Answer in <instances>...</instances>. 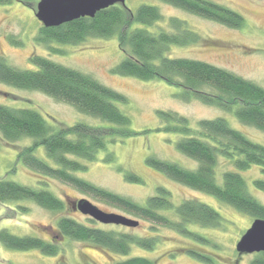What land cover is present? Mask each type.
Instances as JSON below:
<instances>
[{
    "label": "trees",
    "instance_id": "16d2710c",
    "mask_svg": "<svg viewBox=\"0 0 264 264\" xmlns=\"http://www.w3.org/2000/svg\"><path fill=\"white\" fill-rule=\"evenodd\" d=\"M11 1L0 0V5H7ZM160 1L230 29H240L244 23L239 13L215 0ZM161 20L163 16L158 8L151 5H140L135 12L115 5L98 11L93 18L83 17L57 27L40 26L35 41L51 52L63 53L52 44L74 46L88 38L116 37L118 48L124 57L113 68L114 74L141 81L162 80L181 89L175 94L180 101L195 99L205 105L231 112L241 124L264 133V89L209 63L168 57L171 46L195 45L199 36L189 28L185 20L176 17L168 18L167 29H147ZM136 24L142 27H137ZM29 62L35 69L20 70L8 65L4 57L0 56V83L16 89L40 92L58 102L71 105L79 113L99 119L102 125L91 126L76 122L66 127L51 126L36 110L0 105L2 141L13 144L23 139L32 140L30 145L20 148L17 159L29 169L70 185L81 194L111 205L130 216L168 227L198 243L209 244L204 236L191 229L192 226L216 228L221 224V215L208 204L184 200L173 207L169 193L158 188L156 195L148 197L144 205H141L76 175L86 171L87 166L81 161L93 162L108 144L135 135L129 117L113 104L126 103L127 99L91 76L46 57L32 55ZM157 115L166 122L162 128L164 132L181 136L176 142V149L195 161L197 167L189 170L155 157H148L147 165L172 181L207 194L243 215L264 220V205L249 193L247 182L241 175V172L253 166L259 168L263 178L253 180L252 186L264 192L263 145L231 128L223 118L199 120L196 129H192L188 126L186 117L174 112L157 111ZM39 147L43 148L52 164L36 155ZM219 156L231 163V169L222 172L220 178H217L215 167ZM104 157L106 162L113 160L111 153ZM118 170L123 173L125 181L142 183L141 178L132 172L120 167ZM25 200L50 212H62L67 208L66 202L45 189H34L0 179V204ZM170 210L175 212L179 221L172 222L159 213ZM86 221L88 224L68 216L58 218L55 229H52L55 236L49 241L31 235L16 236L2 229L0 244L18 251L37 250L50 257L57 255V244L61 238L88 242L121 256H127L133 246L151 250L156 245L155 237H141L104 227L89 217H86ZM185 252L199 261L213 263L208 256L195 250L188 249ZM116 264L155 262L133 256ZM250 264H264V253L255 254Z\"/></svg>",
    "mask_w": 264,
    "mask_h": 264
},
{
    "label": "rangeland",
    "instance_id": "374dc122",
    "mask_svg": "<svg viewBox=\"0 0 264 264\" xmlns=\"http://www.w3.org/2000/svg\"><path fill=\"white\" fill-rule=\"evenodd\" d=\"M39 0H12L0 5V56L8 65L20 70L35 69L29 62L32 55H40L65 67L87 74L99 83L119 92L127 99L126 103L113 104L130 119L135 132L132 137L117 139L99 152L93 162L81 161L87 166L85 172L76 173L82 179L104 190L127 197L144 205L145 200L156 195L158 188L169 193L173 207L184 200H197L214 208L222 217L216 228L192 226L191 229L204 236L209 244L198 243L184 237L168 227L154 225L149 221L135 218L121 210L81 194L70 185L52 177L35 172L17 159V152L31 139L8 144L0 138V179L13 181L34 189H45L66 202L62 212L47 211L31 201L0 204V230L6 229L13 235H31L44 240L54 237L55 222L68 216L80 223L88 224L86 216L72 211L70 202L86 199L107 213L123 215L138 221L134 228L103 225L111 229L131 233L141 237H155L156 245L147 250L133 246L127 256L117 255L88 242L60 239L56 256H45L37 250L18 251L5 248L0 244V263L8 264H116L133 256L150 259L155 264H250L257 254H238L236 245L245 231L251 226L253 218L243 215L232 207L218 202L213 197L189 189L169 179L163 173L146 163L148 157L178 164L193 170L197 163L176 149L181 138L174 133L162 130L165 121L159 119L157 111L174 112L186 117L188 126L196 129L202 119L223 118L229 126L246 136L249 140L264 146V133L241 124L231 112L205 105L198 100L180 101L175 97L181 89L170 86L162 80L141 81L132 77L116 75L113 68L124 55L118 48L117 38H88L79 45L52 46L63 53L47 50L35 41L42 24L35 18L36 3ZM239 13L244 20L240 29H230L221 24L193 16L180 9L169 6L160 0H126L128 10L135 12L140 5L157 7L163 20L147 29H167L169 17L185 20L189 28L199 36L195 45L171 46L167 56L171 58L194 59L209 63L232 72L264 89V0H215ZM29 3V6L27 5ZM137 27H142L136 24ZM14 41H16L14 43ZM0 105L12 108L36 110L46 122L57 127L70 126L83 122L91 126H101L99 119L79 113L74 107L48 97L37 91L16 89L0 83ZM113 155L112 162L105 161V155ZM36 155L48 164L42 147ZM118 167L128 170L141 178L142 183L127 182ZM231 169V163L217 157L215 173L220 178L222 172ZM247 182L249 193L264 205V192L255 189L252 181L263 178L259 168L253 166L241 172ZM21 207L22 209H19ZM24 209V210H23ZM172 222L179 221L173 210L159 211ZM99 224V223H98ZM51 229V230H50ZM192 249L208 256L213 263L199 261L185 252Z\"/></svg>",
    "mask_w": 264,
    "mask_h": 264
},
{
    "label": "water",
    "instance_id": "95a60500",
    "mask_svg": "<svg viewBox=\"0 0 264 264\" xmlns=\"http://www.w3.org/2000/svg\"><path fill=\"white\" fill-rule=\"evenodd\" d=\"M126 0H39L35 18L43 27H57L73 20L89 17L111 6L125 7ZM72 211H78L103 225L134 228L138 221L115 213H107L86 199L70 202ZM238 254L264 253V220L254 219L236 245Z\"/></svg>",
    "mask_w": 264,
    "mask_h": 264
}]
</instances>
